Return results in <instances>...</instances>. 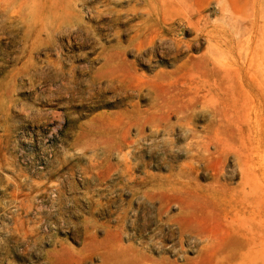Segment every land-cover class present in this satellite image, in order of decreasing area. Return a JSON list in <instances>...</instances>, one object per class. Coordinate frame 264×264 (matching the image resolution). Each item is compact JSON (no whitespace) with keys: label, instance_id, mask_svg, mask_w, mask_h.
I'll return each instance as SVG.
<instances>
[{"label":"rangeland","instance_id":"374dc122","mask_svg":"<svg viewBox=\"0 0 264 264\" xmlns=\"http://www.w3.org/2000/svg\"><path fill=\"white\" fill-rule=\"evenodd\" d=\"M39 3L0 10V264H123V248L193 262L206 243L186 236L181 246L174 226L161 235L159 204L147 191L188 161L191 136L213 128L205 104L193 107L194 118L175 111L191 93V64L212 54L232 69L238 41L264 37V0H180L166 16L163 43L150 35L161 18L155 0ZM244 116L238 126L250 137L240 134L213 164L195 162L198 173L182 191L192 224L214 240L225 234L224 221L216 195L201 191L212 173L233 189L239 158L264 172L256 137L264 124L252 106ZM179 212L170 203L162 223Z\"/></svg>","mask_w":264,"mask_h":264},{"label":"bare ground","instance_id":"6f19581e","mask_svg":"<svg viewBox=\"0 0 264 264\" xmlns=\"http://www.w3.org/2000/svg\"><path fill=\"white\" fill-rule=\"evenodd\" d=\"M39 2L41 0H21L17 4L0 0V10H39ZM179 3L180 0H155L154 8L160 13L161 18L150 28V35L154 41L163 43L169 40L166 16L168 11L176 8ZM247 41H250L249 54L244 57L241 49L246 47ZM247 41L244 42L242 39L238 41L236 51L239 52L240 58L232 69L220 68L212 54L191 64L189 70L193 77L190 75V79L185 82L188 86L186 90L191 93L189 97L178 101L179 108L175 111L187 118H194L193 107L197 103L205 104L212 111L210 122L213 128L206 130L204 136H191L194 141L188 143L184 153L187 155L194 150V155L190 158L185 155L188 161L181 165L176 175L167 176L161 183L162 186L147 191V199L157 201L159 204L156 211L159 219L158 232L161 235L164 227L174 226L181 246L186 236L192 237L200 244L206 243L200 247L193 262L183 258L184 264H264V172L263 174L250 172L247 166L245 167L246 158H239L237 161L239 166L233 177V181L238 179L235 188L228 189L221 185L223 173L218 171L212 173L209 189L198 188L202 192L216 195L217 211L225 227V234L219 240H214L202 229L195 228L192 224L194 216L191 207L190 210L184 211L189 205L182 194L185 193L183 190L189 188L188 183L193 180V175L198 173L194 167L195 162L213 164L222 153L240 140V134L248 136L238 125L244 123L246 116L244 112L249 107L256 109L264 124V37L259 33L250 36ZM246 119L248 120L247 116ZM162 130L166 135L169 134V127L166 125ZM256 133L257 143L262 144L264 148V127L258 129ZM190 134L191 129L186 128L183 136L187 138ZM166 141L165 139L164 142ZM209 148L213 149V153L203 155L202 151L208 152ZM223 196L228 198L224 200ZM173 202L179 207V215L175 218L169 217L162 223L161 216ZM166 246L165 242L160 240L158 247L162 252L167 250L170 252ZM123 249L120 250L125 259L123 264H176L169 259L150 260L142 257L134 249ZM115 257L116 252L112 259Z\"/></svg>","mask_w":264,"mask_h":264}]
</instances>
